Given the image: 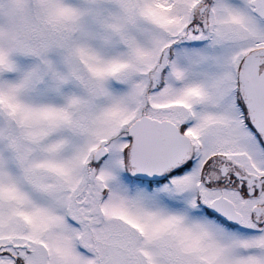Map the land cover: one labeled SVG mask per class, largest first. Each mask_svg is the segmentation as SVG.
<instances>
[{
  "label": "snow or ice",
  "instance_id": "obj_1",
  "mask_svg": "<svg viewBox=\"0 0 264 264\" xmlns=\"http://www.w3.org/2000/svg\"><path fill=\"white\" fill-rule=\"evenodd\" d=\"M0 264H264V0H0Z\"/></svg>",
  "mask_w": 264,
  "mask_h": 264
}]
</instances>
